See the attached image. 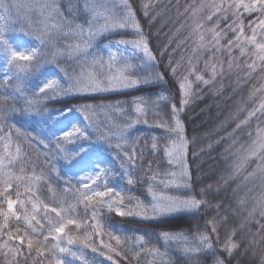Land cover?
<instances>
[{"label":"snow or ice","instance_id":"snow-or-ice-1","mask_svg":"<svg viewBox=\"0 0 264 264\" xmlns=\"http://www.w3.org/2000/svg\"><path fill=\"white\" fill-rule=\"evenodd\" d=\"M110 4L111 6H109ZM83 6V10L88 16L85 23L81 24L66 17L64 11L54 0H32L26 5H20L16 0H0V64H2L4 71L0 85L8 84L12 80L15 81L14 94L12 96L0 95V100L4 102L9 99L16 101L19 98L16 94L24 96L26 78L36 71L41 63H57L58 59L64 56L69 59L82 57L87 62V67H81L79 73L69 74L66 69L60 68V71L64 73V78L68 81L67 84L62 83L55 73L43 74L33 85L32 95L25 97V106L22 109L13 107L5 112L3 108H0V143L5 146L4 153H0V253L3 254L6 264H20L22 259L27 260L29 258H31L32 264H46V253L52 255L55 264H65L63 254L80 260L81 264H88L84 253L73 250L71 246L80 240L84 247H90L93 252L99 251L94 244L89 242L94 236L104 234L103 226L99 222V212L103 207H107L109 212H115L119 217L140 215L143 218L150 216L155 218L182 211H197L201 207L213 206L219 212L221 208L220 203L213 205L212 201L208 199L213 195V192L219 191V182H217L216 188L211 184L202 187L199 198L194 194L183 198L158 195L153 189L152 183H149L148 191L153 198L150 206H143L138 199L134 208L126 205L125 200H132L133 198L130 195L125 196L117 187L109 183L108 177L112 174V170L106 167L108 161L102 154H87L88 149L82 144L79 145L78 150L71 153L64 147L65 144H75L81 139L89 138L87 127L82 126L81 121L70 120L67 117L70 113L78 111L84 114V120H89L91 115H95L93 105H83L76 109L64 108L53 114V118H65L62 121V127L59 129V135L55 138V152L58 155L62 154L63 158L75 169L71 176L65 179L63 189L65 193L69 191L73 193L74 201L65 206L63 201L57 204L41 200L38 195L39 185L42 182H48V177L43 169L38 170L34 164H32L31 170H28L31 161L28 160L19 143L15 144L14 152L8 150L13 143V130L17 137L21 135L20 128L14 124L6 127L9 112L20 111L30 114L36 111L37 114H41L40 106L49 100H56L73 94L139 88L153 82V77L136 75V66L118 55L120 46L125 48L131 46L134 50H141L148 62L155 63L156 61V57L148 45L147 37L136 19L130 0H118V3L116 0H83ZM21 7L27 8L29 13L35 11L41 18L36 24H33L30 16L25 15L23 17L27 21V28L22 27L20 31L31 38L30 42L7 35L12 30L8 22L12 19L13 11L19 14ZM117 7L120 9L119 12L116 11ZM147 7V4L141 5L145 16L148 15ZM203 7V4L199 7L192 6V15L195 16ZM208 7L211 12L206 19L212 21V26L205 28L204 24L196 23L193 28L195 50H206L213 53L209 61L205 63V69L209 71L208 79H205L198 72L191 57L188 59L186 74L178 76L177 70L181 66L180 62L178 61L175 66H172L171 58H169L167 70L176 79L179 95L178 104L169 101L167 96L161 94L152 102V111H150V106L144 98L134 99L132 101V115H127V110L120 105L99 106L102 108L115 107L127 116V123L114 133V136L117 141L115 146L119 150V154L123 156L121 161L122 176L129 185L136 183L130 169H135L138 163L143 165L145 154L142 149L137 147L139 138L129 141L128 132L137 124L143 123L148 127H159L175 135L174 139L169 137V143L164 147V154L168 163L178 167L180 172H168L166 175L170 179L159 182L163 183L165 187L175 184L178 188L182 187L192 191V173L187 163L189 142L184 135L180 113L184 111L193 95V84L200 83L207 86L214 82L218 76H223L225 60L218 58L216 53L227 57L228 71H231L233 67L239 69L241 67L239 58L233 56V51L239 49L240 56L243 57L248 54L246 46H251L255 50L254 59H251L250 62L247 60L244 62L248 69L246 78H250L258 67L264 71V0H249L248 3L240 0V3L237 4L230 3L229 0H220L219 3L210 4ZM240 7H243L249 15L253 12H258L260 15L245 25L240 19L242 15L238 11ZM229 11H232V15L236 18L221 28L220 23L227 19ZM67 12L70 16H74L77 12L74 0H68ZM213 16H216L215 21H213ZM246 28L250 31V35L246 33ZM127 29H132L137 38L131 41L123 38L115 41V50H113V44L109 43L105 45L108 50L106 60L104 56L97 53L91 55L90 62H88L89 50L98 37L106 33ZM229 32L234 33L232 38H228ZM205 33H209L207 38ZM60 37H72L73 40L65 43L61 48L57 44ZM177 46L179 47V44ZM46 48L50 49V52H46ZM166 51L167 48L160 55L163 56ZM47 55H50L51 59L42 60V57ZM193 76L194 81L190 79ZM154 79L155 81H164L165 73H156ZM256 93H262L259 103L247 109L246 116L236 124L238 130L242 126L248 125L251 120L256 119L258 124L255 138L243 150V154H240L238 150L231 174L221 178L224 184L238 175L253 159L256 161V168L245 176V180L247 181L249 177L255 176L257 173L264 177V128L261 127V123H264V119H262L264 118V85L256 88L252 95ZM161 102H168L170 107L169 119L163 118L158 111L154 110L159 108ZM149 115L153 116L151 121ZM249 136L251 137L252 133H249ZM105 139L110 141L107 136ZM45 147L48 145L46 144ZM158 149V139L153 136L152 153L155 154ZM43 155L46 157L44 163L49 164L48 153ZM17 165H19L18 169ZM146 167L148 171H152V161H148ZM53 170L57 172V177H59L60 173L54 167ZM158 176L159 173L154 172L149 179L151 182H156ZM73 179L76 181L75 186L70 183ZM48 185L49 190L54 193L50 182ZM238 203L244 205L245 201L241 199ZM80 205L84 206V217L75 214ZM257 214L264 218V193L256 200L255 206L248 212L245 221L233 227L229 232L228 240L222 247V251L227 253L228 259L215 256L213 264H228L231 259L235 258L234 253L238 249L243 248L246 253L248 245L257 242L255 238L249 239L247 244L242 240L233 239L244 230L246 221L255 218ZM222 219L226 222L228 217L224 216ZM208 223L211 225V233L218 240L220 221L213 217ZM259 226L260 230L264 232V224ZM81 230L83 232L82 237L72 234ZM107 234L110 240L116 241L117 245L121 243V237L115 235L111 230ZM161 237L165 242H184L182 250L186 255L191 256L204 251L215 255L212 239L207 232L198 234L199 244L194 247L187 245V237L184 233L163 232ZM101 246L107 249V252L101 254L109 260L112 259L111 253L113 252L120 255V252L114 249L110 243H104L101 240ZM150 251L154 255L162 256L158 249H151ZM9 257L11 258L9 259ZM261 264H264V259H262Z\"/></svg>","mask_w":264,"mask_h":264},{"label":"trees","instance_id":"trees-1","mask_svg":"<svg viewBox=\"0 0 264 264\" xmlns=\"http://www.w3.org/2000/svg\"><path fill=\"white\" fill-rule=\"evenodd\" d=\"M80 1L83 2V0H74L75 3H80ZM159 1L130 0V3L135 11L137 21L147 37L148 45L156 57L155 72L165 73L164 81L156 85L141 86L130 91L106 95L74 96L60 101L47 102L44 105L45 109L54 111L64 108H79L83 105L110 104L139 96L154 97L159 91L163 92L169 98V101L178 104L179 95L176 79L167 70L169 58H171L172 66H175L178 61L180 62L181 66L177 70L178 76L186 74L188 59L191 57L192 63L198 72L205 79H208L209 71L205 69V63L209 61L213 53L206 50L196 53L195 44L189 42V36H193V28L195 26L192 23L191 7L200 6L203 2L219 3L220 0H162L161 3H158ZM229 2L237 4L240 3V0H229ZM243 2L248 3L249 0H243ZM142 4L148 5L147 16H145L144 10L141 8ZM207 8L209 9L208 6ZM238 11L242 13L240 19L243 20L245 25L260 15L258 12H253L249 15V13L244 11L243 7H240ZM205 12L207 17L211 10H208V12L205 10ZM200 15H204L202 9L200 10ZM235 18L232 15V11H229L227 19L221 21L220 27H225ZM215 19L216 16H213V21ZM202 23L205 28L212 26V21H208L206 18L202 20ZM245 31L251 34L247 28ZM233 35L232 32H229L228 38ZM121 38L131 41L137 37L132 29L120 30L103 37L99 43H111ZM178 44L179 47L177 46ZM165 48H167V51L161 56L160 53ZM218 58L225 60L223 76H218L214 82L207 86L194 83L193 95L188 105L185 106L184 111L180 113L184 135L189 142L187 163L192 173V191L188 189H180L178 191L177 189H169V193L182 198L194 194L199 198V192L202 187L211 184L216 188L217 182H219V191L213 192V195L208 197L213 205L220 203L219 212L213 206L209 208L201 207L197 211L163 215L155 218H129L126 216L119 217L115 212H109L107 208L103 207L99 212L100 222L103 221L102 223L109 224L114 229V234L121 237L119 245L116 244L115 240L107 241L114 249L120 252V255H116L115 252L111 253L112 259L109 260L111 264H138L133 254L134 245L129 241L125 231L128 233H152L158 236L163 232L184 233L193 238H198L199 233L207 232L212 239L215 255L211 252H201L197 255V263L194 264H213L215 256L227 260V253L222 251V247L228 240L229 232L233 227L245 221L248 212L255 206L256 200L264 193V181L261 179V183H259L261 177L259 173L249 177L247 181L245 180V176L256 168L254 159L250 160L238 175L229 179L227 184H224L221 180L222 177H228L231 174L232 166L237 159L238 150L240 154H243V150L255 138L258 124L256 119L251 120L248 125L242 126L238 130L236 129V124L246 116L247 109L259 103L262 93H256L255 95H252V93L256 88L264 85V71L258 67L250 78H246L248 69L243 59L239 60L241 65L239 69L233 67L231 71H228L227 57L220 54ZM52 66L55 65L53 64ZM190 79L194 81V76L190 77ZM7 105L10 104L0 100V108H3L5 112H8L6 109ZM159 110L163 113V117H166L170 113L168 102L162 103L159 106ZM13 121L12 117L9 116L6 127L7 125L16 124ZM261 127L264 128V123H261ZM249 133H252L251 137ZM15 136L16 134L13 130V138L16 139ZM18 142L21 143L20 141ZM2 147L3 143H0V151ZM22 148L28 160L31 161L30 165H32L35 150L27 143H22ZM162 156L161 151H158L156 155L148 151L146 159L155 158L156 162H160V169H163L166 165L162 161ZM154 168L155 166L152 164V170ZM142 185L143 188H146L147 182L145 181ZM241 199L245 201L244 205L238 203ZM224 216L228 217L226 222L222 219ZM213 217L220 221L218 224V240L211 233V225L208 223ZM260 224H264V218L259 217L257 214L255 218L246 221L244 230L238 236L233 237L234 240H242L245 244L252 238H255L257 242L248 245L246 253L243 248L238 249L234 253L235 258L231 259L228 264H261L262 259H264V239H261V237H264V232L260 230ZM118 228L122 229L124 234L119 233L117 231ZM92 244L99 249L97 252L101 257H106L101 254L102 252H107V249L101 246L100 238L96 236ZM45 256L47 258L46 264H55L51 254L46 253ZM169 257L173 264H187L190 262L188 260L189 256L185 255L181 249H172ZM0 264H6L2 253H0Z\"/></svg>","mask_w":264,"mask_h":264},{"label":"rangeland","instance_id":"rangeland-1","mask_svg":"<svg viewBox=\"0 0 264 264\" xmlns=\"http://www.w3.org/2000/svg\"><path fill=\"white\" fill-rule=\"evenodd\" d=\"M17 3L20 5H26L32 2V0H16ZM55 3H57L61 10L64 11L65 16L70 19H74L75 23H81L84 24L86 21V18L88 14L84 12L83 10V2L80 1V3H75L77 12L74 16H70L67 12L68 8V0H54ZM118 3V0H116ZM162 0H160L158 3H161ZM214 3V2H213ZM213 3H207L203 2L204 7L202 8V11L204 12V15H200V11L196 13L195 16L192 15V23L195 25L196 23H202V20H205L206 18V12L205 10H211L208 9L207 6L209 4ZM201 5V4H200ZM111 6V4L109 5ZM196 7H199L196 6ZM65 8V9H63ZM116 11L119 12L120 9L117 7ZM27 15L30 16L31 21L33 24H36L41 18L39 15L35 12H28L27 8L21 7L19 9V14H17L16 11H13L12 13V19L9 21V27L12 29L7 33L8 36L16 37L20 40H23L25 42H30L31 38L24 35L20 29L27 28V21L23 19V17ZM191 15V13H190ZM189 15V18H190ZM200 16H202L200 18ZM191 23V22H190ZM203 24V23H202ZM114 33V32H112ZM247 33V32H246ZM111 33H106L101 37H98L96 41H94L93 47L89 50V60L90 62L91 55L99 53L100 55L104 56L105 60L108 56V50L105 47V45H108L109 43L100 44L99 41L109 35ZM234 34V33H233ZM249 34V33H247ZM209 33H206L205 36H207ZM250 35V34H249ZM231 36L230 38H232ZM259 38V37H258ZM72 37H60L57 41V44L59 47H63L65 43L72 42ZM194 36H189V42L194 43ZM113 44V50H115V44L114 42H111ZM46 52H50V49L46 48ZM247 55L241 57L240 56V50L235 49L233 51V56L238 57L239 60L243 59L244 62L251 61V59H254L253 53L255 50L251 46H246ZM204 50L196 51V53H200ZM118 55L122 57L124 60H127L131 64L136 66V75L140 76H149L153 77V82L148 85H156L159 84L161 81H155L154 77L156 75L154 64L147 61L146 57L144 56V53L141 50H134L131 46L124 47L120 46ZM220 53H216V56L218 57ZM212 56V55H211ZM210 56V57H211ZM51 56L48 55L47 57H42V60H50ZM55 66H52V65ZM58 64V65H56ZM64 68L67 70L69 74L72 73H79L81 70V67H87V62L82 57H73L69 59L67 56L61 57L58 59L57 63H41V65L37 68L36 71H34L29 77L26 78L24 83V96H19V94H16L19 98L16 101H13L9 99L7 102L6 109L9 110L10 108H16V109H22L25 106V97L32 95V89L33 85L42 77L43 74H52L55 73L58 75V77L61 79V82L64 84H67L68 81L64 78V73L60 71V68ZM4 71L3 66L0 64V80L3 79ZM14 85L15 81H9L8 84L0 85V95H7L12 96L14 94ZM147 86V85H142ZM136 88L131 89H121L116 91H109V92H97V93H89V94H73L65 97L57 98L56 100H49L47 102H54V101H60L67 98H71L74 96H92V95H106L110 93H117L122 91H130ZM163 92H158V94L154 97L152 96H139L131 99H125L121 100L115 103L110 104H102L104 106L108 105H120L122 108L127 110V115H132V101L137 98H144L145 101L150 106V111H152V102L157 99L158 95H161ZM165 96V95H164ZM3 101V100H1ZM4 102V101H3ZM46 102V103H47ZM164 103L161 102L160 105ZM166 103V102H165ZM45 103L40 106V113L37 114L36 111H33L30 114L21 113L20 111H14L9 112V116L12 117L14 120V125H17L16 127L20 128L21 135L18 137L13 138V143L9 147V151L14 152L15 151V144L19 143L22 147V143H27L28 145L32 146V149L35 150V155L33 157V164L37 167V169H43L46 176L48 177V182L51 183V188L54 190H49L48 182H42L39 185V191L38 195L44 202L47 203H57L59 204L61 201L67 206L68 204L72 203L74 201V196L71 191L65 193L64 187H65V179L71 176L72 171L75 169L72 167V165L63 158L62 154H56L55 152V145H56V136L59 135V129L62 127V121H64V117L59 118H53V114L57 112V110L51 111L45 109ZM101 105H96L93 108V112L95 115H91L89 120H84L83 116L84 114L78 111H75L73 113H70L67 117V119L70 120H79L82 123V126L87 127L88 132V139H81L77 141L75 144H65L64 147H66L69 152L71 153L74 150L79 149V145H84L87 147L88 152L87 154H102L103 157L108 161L106 164V167L110 168L112 170V174L108 177V181L112 186L117 187L121 192L125 194V196L130 195L133 199L132 200H125V204L128 205L130 208H134L136 205L137 199L142 203L143 206H150L153 202L152 195L148 191L149 183H152L153 189L156 191L158 195H164V196H170V197H177L175 195H172L169 193V189H185V188H178L175 184L165 187L163 183H160L161 180H167L170 179L166 175L168 172H180V169L176 167L175 165H170L167 161V158L164 154V147L169 143V137L171 136L173 139L175 138V135L172 133H168L164 131L162 128L159 127H148L144 125L143 123L137 124L135 127L129 130L128 132V139L129 141L139 138V144L138 149H142L145 154V160L143 165H139L135 169H130L132 172L136 183L129 185L126 181V179L122 176L123 169L121 167V161L123 159L122 154H119V150L116 148V138L114 136V133L120 130V128L127 123V116L123 114L122 112L118 111L115 107L109 108V107H99ZM76 109V108H74ZM155 111H158L162 116L163 113L159 110V108L154 109ZM170 113L167 114L166 117H163L165 119H169ZM153 119L152 115H149V120L151 121ZM169 122H171L169 120ZM109 137V139H105V137ZM155 136L158 139L159 149L158 151H161L163 154L162 161L165 163V167L163 169H160L159 164L160 162H156L155 158H148L146 159L147 152L151 151V142L152 137ZM23 141V142H22ZM48 145V147H45V145ZM5 146L3 144V147L0 151V153H4ZM156 151V153L158 152ZM44 153H48V159L50 160L49 164H45L44 161L46 157L43 155ZM156 153L154 155H156ZM83 155V153H82ZM152 161V164H154L155 168L152 171L147 170V162ZM32 165H28V170H31ZM19 165H17L18 169ZM53 167L60 173V176L57 177V172L53 170ZM159 173L158 179L156 182H151L149 177L153 175V173ZM264 181V177H260L259 183ZM147 182V187L143 188V183ZM71 185L75 186L76 181L73 179L71 180ZM107 208V207H105ZM185 212H192V211H182L177 213H185ZM173 213V214H177ZM76 215L80 217H84L85 215V209L83 205H80L76 209ZM90 215V212H89ZM171 215V214H170ZM129 218L137 217L140 218L142 216L140 215H131L126 216ZM151 217V216H150ZM101 220L99 219V222ZM103 222V221H102ZM100 222V224L103 226L104 234L102 236H97L100 238V240H103L104 243H108L109 236L108 231L111 230L114 233V229L109 226V224H104ZM67 231V229H66ZM119 233L124 234V231L120 228L117 229ZM127 233V236L129 237V241L133 243L134 247V257L136 262L138 264H173L172 260L169 257V253L172 249L175 248L181 249L184 246V242L179 241H167L165 242L161 235L158 236L157 234L152 233H144V232H138V233H128L125 231V234ZM74 236L82 237L83 232L82 230L80 232H74L72 233ZM96 236L93 237V239ZM187 237V245L190 247L197 246L199 244L198 238H193L191 236L186 235ZM142 238V243H141ZM92 239V241H93ZM106 241H105V240ZM90 241L89 243H92ZM11 243V242H10ZM73 250L81 251L84 253L85 257L88 260V264H111L109 259L106 257H101L98 252H93L90 247H84L83 244L80 242V240H77L76 243H74L72 246ZM151 249H158L159 253L162 254V256L154 255L150 250ZM183 251V250H182ZM132 252V251H131ZM184 252V251H183ZM201 253V252H200ZM193 254L189 256V261L187 264H194L197 263V255ZM185 254V253H184ZM35 255V253H33ZM186 255V254H185ZM11 257H9L10 259ZM63 259L65 260V264H81L80 260L75 259L67 254H63ZM24 261V263H22ZM32 264L31 258L27 260H21L20 264Z\"/></svg>","mask_w":264,"mask_h":264}]
</instances>
